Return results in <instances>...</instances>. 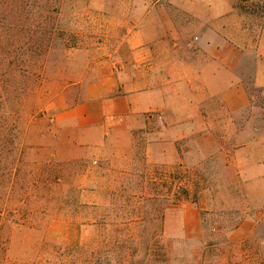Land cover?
<instances>
[{
	"label": "rangeland",
	"instance_id": "374dc122",
	"mask_svg": "<svg viewBox=\"0 0 264 264\" xmlns=\"http://www.w3.org/2000/svg\"><path fill=\"white\" fill-rule=\"evenodd\" d=\"M155 1L0 0V264H264V181L250 176L264 158V0ZM192 7L224 15L199 36L179 14ZM149 10L174 11L185 50L168 51L166 18ZM141 29L150 41L131 49ZM217 30L243 46L222 50L250 99L242 112L198 98L195 80L168 82L182 56L216 54L202 44L221 43ZM110 80L189 93H158L103 138L58 120Z\"/></svg>",
	"mask_w": 264,
	"mask_h": 264
},
{
	"label": "crops",
	"instance_id": "0c3cea01",
	"mask_svg": "<svg viewBox=\"0 0 264 264\" xmlns=\"http://www.w3.org/2000/svg\"><path fill=\"white\" fill-rule=\"evenodd\" d=\"M170 1L173 2L174 0ZM184 1L187 2L186 5L194 2L198 4L200 3V0H182V3ZM155 2H159V0ZM196 6L199 7V5ZM211 8L212 9H194L193 7L182 8L179 11V14L182 18L196 19V23L200 26H198L197 35L200 36V31L205 28L206 18H220L224 15L213 7ZM156 12L157 13L153 10H149L145 13L151 16L160 14L161 17L166 18V25L164 27H159V30L161 33L162 31L164 32L165 30H168V51L179 47L185 50L186 47H183V44H188L190 40L188 39L186 32L182 33L177 26L174 27L172 24L173 22L171 19L174 17V11L158 10ZM211 32L216 33L213 30H211L210 33ZM217 32L220 36H223L221 37V43H209L208 45L202 44L204 49L212 50L214 53L216 52V54L211 55L212 58L206 59H201V57L198 56L195 58L191 57V59L190 57L188 58L186 56H182L180 60L175 63V65H179L181 67V73L176 75L168 73V82L179 81L182 86H188L187 84H183V82L189 83L190 81L195 80L198 82L199 86L196 92L191 93H198V98H203L204 96V98L213 97L219 101V104L227 112H242L250 106V99L244 86L237 78L236 73L233 69H231V63L228 62V59L225 56H223L222 50L230 47L235 54L237 53L236 51L243 50V46L229 45V42H232V40L229 38L228 42L224 32L219 30H217ZM260 33L262 36L258 40L256 46L258 53L255 63L254 84L256 87L262 89V94H264V30ZM179 37L180 41L178 39ZM198 38L196 41H198ZM137 40L138 42H136ZM174 40H177L178 42H174ZM149 41L150 39H148L146 34H144L141 29L132 34V40H129L128 44L131 49H143L146 48L145 45H147ZM158 45H160V43H158ZM194 65H196V69H193ZM170 75L171 78L169 77ZM140 85L142 86L141 83ZM140 85L136 87L137 83H135V85L126 83L122 84L120 81L110 80L107 83V87L100 91V93H97L90 98H85L82 103L64 111V113L60 114L58 120L61 122H71L70 124L77 126L79 129H82L83 131L90 130L91 132L97 134L99 138H103L105 135H110L112 131L115 130L116 123H114V120L118 115L121 118H124V120H121L123 122L120 123H124V127L126 128L128 117L133 114L146 113L155 108L156 105H159L161 100L158 93H189V90L160 91L155 85L148 88H144L143 86L141 87ZM114 93H120V95L111 96ZM201 93L207 94L202 95ZM199 102L201 101H198L197 104H199ZM186 105H189L187 98ZM250 176L264 181V158L256 164V171ZM251 224L255 225L256 222L252 221Z\"/></svg>",
	"mask_w": 264,
	"mask_h": 264
},
{
	"label": "trees",
	"instance_id": "16d2710c",
	"mask_svg": "<svg viewBox=\"0 0 264 264\" xmlns=\"http://www.w3.org/2000/svg\"><path fill=\"white\" fill-rule=\"evenodd\" d=\"M24 7H25V9H26V4H24V1H22V5H21V6H17V7H15V11H16V10L22 11V10L24 9ZM1 121H2L3 124L0 125V129H1L2 127H4L5 124H6L5 118L3 117V113L0 111V122H1ZM4 151L6 152L7 150H6L5 145L1 142V143H0V154H2ZM2 171H3V167H2ZM1 174H2V175H1L2 177H5V176L7 175V173H5V171H3V173L1 172ZM177 189H178L179 192L182 191V188H181V187H179V188L177 187ZM168 191H169L170 194H172L173 196L176 197L175 190H174V187H173V186H172V189L169 188ZM172 191H173V193H172ZM176 193H177V192H176ZM181 193H182V192H181ZM182 194H186V192L183 191ZM178 199H179V198H178Z\"/></svg>",
	"mask_w": 264,
	"mask_h": 264
}]
</instances>
